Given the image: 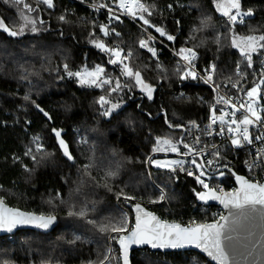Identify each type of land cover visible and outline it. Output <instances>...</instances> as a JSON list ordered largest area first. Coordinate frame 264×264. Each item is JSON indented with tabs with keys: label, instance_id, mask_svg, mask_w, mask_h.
<instances>
[{
	"label": "trees",
	"instance_id": "16d2710c",
	"mask_svg": "<svg viewBox=\"0 0 264 264\" xmlns=\"http://www.w3.org/2000/svg\"><path fill=\"white\" fill-rule=\"evenodd\" d=\"M144 1L152 12L144 15L175 37L171 46L178 51L193 48L200 63L216 65L217 83L241 77L242 85L251 88L264 78V49L252 53L249 67L231 43L233 35H264V0H242L243 10L252 9L254 14L235 25L218 12L214 0ZM53 3L49 8L42 0H0V18L9 27L18 29L25 23L21 17L27 16L36 21L37 29L31 31L33 25L28 24L16 37L0 30V198L11 206L57 217L50 232L22 229L0 236V264H122L116 233L100 231L125 218L128 224L127 214L117 203L120 196L135 197L165 220L213 219L214 206L197 203L195 195L203 187L195 176L154 168L147 158L159 137L172 136L179 143L182 130L175 127L186 129L205 117L214 92L200 79L183 78L184 67L167 50L152 59L138 45L144 33L134 24L109 19L80 3ZM24 4L34 10L28 11ZM61 16L65 19L60 20ZM209 17L205 26L202 21ZM104 25L109 29L107 36L101 31ZM93 40L131 51L127 63L154 87L152 98L137 89L119 64H110L113 57ZM65 64L73 72L99 65L111 74L113 83L81 85L67 75ZM117 80L121 87L113 92ZM101 96L120 107L110 116L102 115L107 105L98 103ZM259 97L264 105V85ZM53 129L62 130L74 160L63 154ZM34 137L39 138L41 151L36 150ZM29 148L32 152L26 155ZM84 165H90L87 171ZM232 168L245 173L237 162ZM162 194L166 201L159 199ZM82 209L84 217L68 214ZM131 262L211 264L192 250L148 248L135 250Z\"/></svg>",
	"mask_w": 264,
	"mask_h": 264
},
{
	"label": "snow or ice",
	"instance_id": "6c2138e0",
	"mask_svg": "<svg viewBox=\"0 0 264 264\" xmlns=\"http://www.w3.org/2000/svg\"><path fill=\"white\" fill-rule=\"evenodd\" d=\"M22 2V0H21ZM44 4H46L49 8L54 7L53 0H42ZM24 7L28 9V11H33L31 5L24 4ZM102 7H106V5H102ZM172 6L169 5V8ZM119 8L123 9L124 13L127 15H131L133 17L139 16V19L143 21L145 25H150V21L145 18V13L147 15H151V9L148 5L141 2V0H119ZM217 10L221 11L223 16L228 18V21L231 22L232 25L237 23H243L244 18L248 16H252L254 13L252 9L243 10L242 8V0H227L226 4L218 3L216 5ZM233 10H235L233 12ZM111 11V10H110ZM116 20H119V16L113 13V17ZM21 19L25 21L18 29L15 27H9L8 24L5 23L3 18H0V30L7 33L9 36L16 37L22 35L24 32V28L28 26V24H32L33 27L31 31L35 32L37 29L34 27L36 21L34 19H29L27 16H22ZM60 20H64L65 17H59ZM209 18H206L202 21V23L207 26ZM155 27V25H151ZM155 30L160 33L162 36L167 35L162 28H155ZM101 31L105 36L109 35V29L106 25L101 26ZM114 31V30H113ZM119 35V33H116ZM167 39L169 41L175 40V37L172 35H167ZM93 43L96 47L100 48L102 51L109 53L112 57L108 62L110 64H119L122 65V73L132 78L137 85H139L142 90L147 94L148 98H152L153 87L143 80L141 73L139 71H134L132 67L129 66L125 61L128 60L132 53L129 52L126 55H123V50L119 47L111 48L106 46L103 42L98 40H93ZM232 46L239 49L241 55L248 62V66L250 67L252 64V53L258 52L259 49H264V35H248V36H240L237 37L233 35L231 38ZM140 47L148 48L150 52L155 56V50L153 48L148 47V42L141 40ZM178 55H180L184 61L189 65L188 70L183 72V78L191 77L192 79H196V72L194 71L193 61L197 58V53L193 48H181L179 50ZM65 71L69 77H78L79 83L81 85L87 86H97L100 87L102 84H112L113 81L111 79H101L102 74L105 72V69L99 65L95 66L93 70H88L85 68L82 71H70L68 70V65L64 66ZM177 71H180L178 68ZM208 75L206 78V82L212 81V73L215 72V65H211L210 69L205 70ZM240 76H243V73H237ZM203 78V77H202ZM260 85H264V78L260 79L259 83L252 87L250 90L246 92L247 103H241L239 108L237 105L233 103L231 100H226L221 97L218 100V103L222 102L224 104L230 105L234 111L231 113V119L226 121L225 117L229 115L227 112H222L219 117L215 116V112H213L212 123L215 124L217 120L220 123L227 124V131L229 133H235V137L231 138V143L237 147L242 146V141L247 144L253 143V136L249 131V126L259 125L261 128H264V117L261 116V111H264V108H259L257 105V97L260 93ZM239 82L233 85V87H238ZM121 85L119 80L115 81V86L111 89V91L115 92L120 89ZM26 100L29 97H24ZM98 103L103 107L104 105L110 104V108L104 109L102 115L110 116L112 110L116 109L119 105L111 104L109 100H107L104 96L99 98ZM39 108V105H37ZM241 109H245V114L238 121L235 116L236 112ZM41 112L44 113L46 117L51 119L47 112H44L43 109H40ZM235 125V127H233ZM220 133L222 134L225 129L223 127L220 128ZM55 136L58 138L59 147L61 148L63 154L69 159L74 160L75 157L69 150L68 143L62 138L61 132L62 130L53 129ZM34 142L36 143V150L41 151L42 146L39 144V138L34 137ZM256 140L264 141V132H260L256 137ZM196 143H199V137L195 138ZM86 139L82 140L81 143H86ZM157 147L153 149V151H163L165 150L161 145L168 146V150L172 152H178L179 148L173 144L171 139L167 138H158ZM181 143L183 141L181 140ZM215 147V146H214ZM184 148L187 149L184 155L189 154H198L202 152V149H197L195 146H189L188 144H184ZM32 149L29 148L26 151V155H30ZM214 156L219 157V150H216L212 153ZM32 159L35 160V156H32ZM148 162L154 164L157 168H167L172 172L176 171V166H180L181 171H186L183 168V161L179 160H171V161H160L153 160L151 157L147 158ZM191 163L199 169V173H194L192 171H187V175L195 176L197 183L202 185L206 191L197 192L196 195L202 201L207 200H219L225 208H235L238 210L242 209H252L253 211L264 210V183H256L245 179L242 176H237L236 179L239 182L240 187L233 192H223L221 190V194L217 195V191L214 188L209 187V184L205 182V179H202L206 175L203 170L206 165L213 164L212 160H207L206 164L197 163L196 159H192ZM90 167V165H84L85 171ZM108 175H114V173H108ZM195 191V190H194ZM123 194V193H121ZM126 200H134L135 197L125 196ZM164 195L160 196V200L164 199ZM156 202V201H152ZM136 220L135 226L127 235H120L118 237V243L123 252V264H130L129 261V249L133 244L141 245V244H149L152 248H177L182 247L184 244H196L197 247H202L208 253L209 256H212L215 260L219 261V264H230L228 253L225 251L224 247V232L223 225L219 223L207 224V225H197L194 228H182L179 224H169L167 221H162L158 217H156L151 212H146L143 208H141L140 204H136ZM69 215H78L80 217H84L86 212L82 209L79 212L68 213ZM227 217L221 216L220 220L227 222ZM56 221V217L54 215H37L35 213H27L22 212L19 209L9 208L6 206L4 199L0 198V230H5L11 232L17 225H34L41 229L50 228ZM89 223H95L94 221H89ZM127 220H125L118 224L104 225L100 228V231H111L114 233H126L127 229ZM76 239H80V237H76ZM115 239V237H114ZM231 239V237H228ZM103 264V262H102Z\"/></svg>",
	"mask_w": 264,
	"mask_h": 264
},
{
	"label": "built area",
	"instance_id": "2783aa9c",
	"mask_svg": "<svg viewBox=\"0 0 264 264\" xmlns=\"http://www.w3.org/2000/svg\"><path fill=\"white\" fill-rule=\"evenodd\" d=\"M68 1L80 3L85 6L91 7L96 11L103 12L108 16L109 19H114L112 17L113 13H115V15L119 16V20H126L134 24L144 33V36L139 40L138 45L140 46L141 40L147 41L148 47L153 48L156 55L154 56L152 52L148 50V48H141L147 51L152 59H157L159 52L162 49H165L176 59L177 64L182 65L185 71L188 70L189 65L187 64V62L184 61L180 55H178L179 51L170 45L174 43V40L169 41L167 39V35L170 34H168L166 31L164 32L167 35L162 36L160 33H158L155 28L161 27L153 24L147 18V16H145V18L150 21V25H145L143 21L139 19V16L133 17L131 15L125 14L123 9L119 8V0ZM141 2H143V0H141ZM102 5H106V7H102ZM69 11H71V9H69ZM151 25H155V27H152ZM129 52L131 51H123V55H126ZM195 52L197 53V58L195 59V61H193V66L194 71L197 74L196 79L202 80L214 92L215 98L213 102L207 104L205 117H203L201 120H195L191 122L185 129L187 139L186 141H184V144L195 146L197 149H202V152L198 154L184 155L183 153L187 151V149L184 148L183 151L176 153L175 156L178 158V160L184 162L183 168L186 169V171H181L180 166H176V171L173 173H181L187 175V171H192L198 174L200 170L191 163V160L196 159L197 163L200 164H206L207 160H212L213 164L206 165V167L203 169L206 175L202 177V179H205V182L209 184V187L216 189V191L221 194V190L223 192H228L237 189V183L233 180L232 173L230 172V169L235 170L234 168H232V165L234 162H237L245 171V173L239 174L244 175L246 179L250 181L262 183L264 181V141L256 140L255 137L260 132H264V128H261L259 125L249 126V131L253 136V143L247 144L242 141V146L237 147L231 143V138H234L236 134L229 133L227 131V124L222 125L219 120H217L215 124L212 123L213 112H215L216 117H219L222 112L229 113V115L225 117V120L228 121L231 119V113L234 111V109L230 105L224 104L222 102L218 103V100L221 97L226 100H231L237 105V108H239V105L241 103H247L246 92L250 88L244 87L242 85L243 81L241 77L238 79H228L217 83L215 80L216 65L214 63H200L199 53L196 50ZM125 62L127 63L128 60H126ZM213 64L215 65V72L212 73V81L206 82L208 73L205 70L210 69L211 65ZM238 72L239 70H237V73ZM237 82H239V86L233 87V85ZM257 105L258 110L259 108H264L260 97L257 98ZM244 114L245 109H241L240 111L236 112L235 118L239 121ZM261 116L264 117V111H261ZM221 127L225 129L222 134L219 131ZM233 127H235V125H233ZM197 137H199L198 144L195 140V138ZM216 150H219V157H216L212 154ZM150 157L153 156L151 155ZM219 173L224 174L219 175ZM228 175L231 176V179L229 180L225 179V177ZM163 201H166V198H164ZM211 214L213 215L212 220L220 219V217L223 215V209L219 206H214V208L211 210ZM193 223L197 222L193 221L189 224Z\"/></svg>",
	"mask_w": 264,
	"mask_h": 264
},
{
	"label": "water",
	"instance_id": "95a60500",
	"mask_svg": "<svg viewBox=\"0 0 264 264\" xmlns=\"http://www.w3.org/2000/svg\"><path fill=\"white\" fill-rule=\"evenodd\" d=\"M175 129L182 130V135L179 138V143L184 146V136H185V128L184 127H175ZM181 140L183 143H181ZM232 173L233 180L237 183V189L240 187L239 182L237 181V176H242L246 179V177L242 174L237 173L235 170L230 169ZM264 183V181L262 182ZM206 189H201L198 192H204ZM233 192V191H228ZM217 195L220 193L217 192ZM196 200L197 203L204 206H219L223 209V215L227 217V222L222 221L220 219H214L207 222H197L193 224L176 221V220H165L163 219L158 213L152 211L142 202L135 203L131 210L133 215V226L128 230L126 233H122L121 235H127L131 232V230L135 226L136 220V210L135 205L140 204L141 208H143L146 212L153 213L156 217H158L162 221H167L169 224H179L182 228H194L197 225H207V224H214L219 223L223 225V232H224V247L225 251L228 253L230 264H264V210H257L253 211L252 209L246 208L242 210H238L235 208H225L224 205L219 200H207L202 201L198 198L197 195ZM7 207L19 209L22 212L27 213H35L32 211L24 210L19 207L11 206L5 203ZM40 215L38 213H35ZM56 217V216H55ZM57 225V217L55 223L48 229H41L34 225H17L11 232L0 230V236L3 235H11L18 230L22 229H32L37 230L40 232H50L52 231ZM231 237V239H228ZM116 245L119 249V256L121 263L123 264V252L118 243V239ZM142 248H148L151 251H159V252H175V251H185V250H192L202 254L211 264H219V261L215 260L212 256H209L208 253L202 247H197L196 244H184L182 247L177 248H152L149 244H141L136 245L133 244L129 249V261L132 264L131 259L133 252L135 250H139Z\"/></svg>",
	"mask_w": 264,
	"mask_h": 264
},
{
	"label": "rangeland",
	"instance_id": "374dc122",
	"mask_svg": "<svg viewBox=\"0 0 264 264\" xmlns=\"http://www.w3.org/2000/svg\"><path fill=\"white\" fill-rule=\"evenodd\" d=\"M143 3H145V1L143 0ZM218 3H223V4H226L227 3V0H214V5L216 6ZM235 10H233V12H234ZM218 12L219 13H221L222 14V12L221 11H219L218 10ZM114 58V57H113ZM120 67H121V69H122V65H120ZM85 68H87L88 70H93L94 68H95V66L94 67H87V66H83V67H81L78 71H82V70H84ZM77 79H78V82H79V78L78 77H76ZM101 79H111L112 80V77H111V74H109V73H106V72H104L103 74H102V77H101ZM135 82V81H134ZM146 83V82H145ZM136 84V83H135ZM148 84V83H147ZM257 85V84H256ZM256 85H254V86H256ZM87 86V85H86ZM253 86V87H254ZM136 87H137V89L138 90H140L144 95H146L147 96V94L142 90V88L139 86V85H137L136 84ZM252 88V87H251ZM250 88V89H251ZM153 89H154V87H153ZM249 89V90H250ZM259 95H260V93H259ZM259 97V96H258ZM257 97V98H258ZM111 104H117V103H112L111 102ZM117 105H119V104H117ZM120 106H118L117 108H119ZM106 108H110V104H108L107 105V107ZM116 108V109H117ZM116 109H114V110H116ZM114 110H112V111H114ZM159 138H167V139H171L172 140V142H173V144H175L178 148H179V151L178 152H181V151H183V146L181 145V144H179L178 142H176V140L174 139V137H172V136H163V137H159ZM158 139V138H157ZM157 139H156V141H157ZM157 147V143H156V145H155V148ZM161 147H163L165 150H163V151H153V153H151V155L153 156V157H151L153 160H160V161H171V160H178V158L175 156V154L176 153H178V152H172V151H170V150H168V146H164V145H161ZM151 155H149L148 157H150ZM147 163H148V165L150 166H152V167H154V168H157L154 164H151V163H149L148 162V160H147ZM164 169H167V168H164ZM222 174H224V173H219V175H222ZM121 197V196H120ZM120 197H118L117 198V203H119L120 204V207L124 210V212L127 214V216H128V224L126 225L127 226V229L129 230L132 226H133V221L131 220V217L133 216L132 215V210H131V207H132V205H134L135 203H137L138 201H136V200H126L124 197L125 196H122L121 197V200H120ZM165 197V196H164ZM120 201H121V203H120ZM112 233H114V232H112ZM111 233V234H112ZM111 234L109 235V242H111V240H110V236H111ZM122 233H116V237H115V240H116V242H117V239H118V237L121 235ZM111 250V249H110Z\"/></svg>",
	"mask_w": 264,
	"mask_h": 264
}]
</instances>
